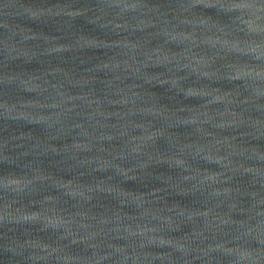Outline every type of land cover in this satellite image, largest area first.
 Masks as SVG:
<instances>
[{
  "label": "water",
  "instance_id": "water-1",
  "mask_svg": "<svg viewBox=\"0 0 264 264\" xmlns=\"http://www.w3.org/2000/svg\"><path fill=\"white\" fill-rule=\"evenodd\" d=\"M0 264H264V0H0Z\"/></svg>",
  "mask_w": 264,
  "mask_h": 264
}]
</instances>
